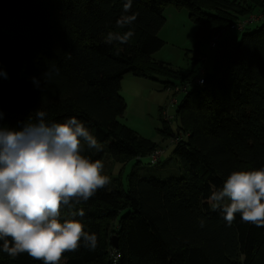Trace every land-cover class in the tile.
Masks as SVG:
<instances>
[{
    "label": "trees",
    "instance_id": "16d2710c",
    "mask_svg": "<svg viewBox=\"0 0 264 264\" xmlns=\"http://www.w3.org/2000/svg\"><path fill=\"white\" fill-rule=\"evenodd\" d=\"M170 6L187 10L208 43L220 34L204 83L196 82L199 70L190 92L171 87L185 95L177 117L186 140L178 137L175 151L181 176L162 180L133 172L128 191L120 180H108L87 202L62 206V214L84 210L78 219L97 234L98 246L93 251L81 242L59 264H264V226L239 214L229 225L207 203L212 186L221 188L233 171L264 168V23L241 32V40L222 32L254 14L240 2L135 0L136 22L118 28L122 0H0V70L8 73L0 77V124L16 127L32 114L35 120L42 108L49 123L75 116L86 124L102 148L82 143V154L93 161L150 157L158 148L120 123L127 109L122 81L166 77L153 55L164 46L159 33ZM128 30L135 34L126 45L104 42L108 32ZM209 60L200 55L194 62ZM0 264L43 261L0 252Z\"/></svg>",
    "mask_w": 264,
    "mask_h": 264
},
{
    "label": "clouds",
    "instance_id": "9594fccd",
    "mask_svg": "<svg viewBox=\"0 0 264 264\" xmlns=\"http://www.w3.org/2000/svg\"><path fill=\"white\" fill-rule=\"evenodd\" d=\"M134 2L122 0L118 28L136 22ZM134 34L110 31L104 42L126 45ZM0 77L8 79L7 71L0 70ZM33 83L40 86L35 77ZM35 116L16 127L0 124V252L13 259L28 253L43 264H59L62 254L81 242L93 251L98 246L97 234L85 231L78 219L84 210L62 214V206L87 202L109 181L102 175V162L82 154V143L102 150L83 121L73 116L49 123L42 108ZM4 118L0 111V120ZM207 203L229 225L239 214L244 222L264 226V168L233 171L221 188L212 186Z\"/></svg>",
    "mask_w": 264,
    "mask_h": 264
},
{
    "label": "rangeland",
    "instance_id": "374dc122",
    "mask_svg": "<svg viewBox=\"0 0 264 264\" xmlns=\"http://www.w3.org/2000/svg\"><path fill=\"white\" fill-rule=\"evenodd\" d=\"M224 1L240 2L244 9L253 11L257 16L264 14V0ZM167 9L165 13L167 21L160 35L164 46L153 55L155 62L165 66L166 77L153 81L135 78L132 75L125 76L121 95L127 103V109L119 118L120 123L136 132L147 146L157 147L158 150L163 151L161 164L152 165L149 157L143 158L140 163L137 159L127 161L123 158L120 161L124 163H120L107 155L102 163L104 166L102 175L107 176L108 180L114 183L118 182L114 179L120 180L125 191H128L129 177L133 172L162 180L181 176V166L176 159L175 151L177 138L186 140L185 134L180 131L177 117L180 102L185 95L175 94L171 87L188 86L190 92L195 86L192 82L199 70L207 68L208 73L212 72L214 52L210 49V43L199 36L200 28L191 20L189 12L172 6ZM170 9L174 12H169ZM256 15H249L242 20ZM242 20L222 28V32L226 31L224 37L234 35L241 40L242 34L229 32V28ZM206 54L210 56L208 63L194 62L196 57L202 55V59ZM167 83H169L168 87ZM174 100H177L178 104H174ZM62 262L64 264V261Z\"/></svg>",
    "mask_w": 264,
    "mask_h": 264
},
{
    "label": "built area",
    "instance_id": "2783aa9c",
    "mask_svg": "<svg viewBox=\"0 0 264 264\" xmlns=\"http://www.w3.org/2000/svg\"><path fill=\"white\" fill-rule=\"evenodd\" d=\"M261 18L262 17H249L248 19H245V20H242V21H239V22L233 24L229 28V30L232 32H240V33L244 32V31H246L247 28L255 25L258 21H260ZM219 38H220V34L215 36L214 40L210 43V49L212 51L216 49ZM209 59H210V56L208 54L203 57L204 62H207ZM204 74H205V71L204 70L201 71V76L198 77V79H197L198 84L204 83ZM174 103H176V102L174 101ZM169 119H172V118H169ZM162 155H163V151L158 150V149L152 155H150L149 158L151 160L152 165H154V166L158 165Z\"/></svg>",
    "mask_w": 264,
    "mask_h": 264
},
{
    "label": "crops",
    "instance_id": "0c3cea01",
    "mask_svg": "<svg viewBox=\"0 0 264 264\" xmlns=\"http://www.w3.org/2000/svg\"><path fill=\"white\" fill-rule=\"evenodd\" d=\"M168 9H166L165 10V13H166V11H167ZM172 9H170V11L169 12H174V11H171ZM254 15H256L255 13H254ZM166 17V16H165ZM256 17H262L261 18V20L260 21H258L256 24V26L255 27H257V26H259V25H261V24H263L264 23V14H262V15H256ZM242 20V19H241ZM261 22H263V23H261ZM254 26V25H253ZM162 34V31L159 33V36ZM213 54V53H212ZM207 55V54H206ZM214 55V54H213ZM201 57H202V55H201Z\"/></svg>",
    "mask_w": 264,
    "mask_h": 264
},
{
    "label": "water",
    "instance_id": "95a60500",
    "mask_svg": "<svg viewBox=\"0 0 264 264\" xmlns=\"http://www.w3.org/2000/svg\"><path fill=\"white\" fill-rule=\"evenodd\" d=\"M116 240V239H115Z\"/></svg>",
    "mask_w": 264,
    "mask_h": 264
}]
</instances>
